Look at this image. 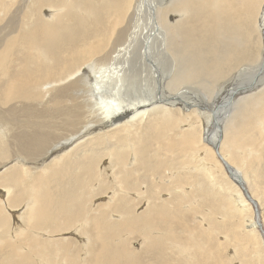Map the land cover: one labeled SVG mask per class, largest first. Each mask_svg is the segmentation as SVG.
Listing matches in <instances>:
<instances>
[{
	"label": "bare ground",
	"instance_id": "obj_1",
	"mask_svg": "<svg viewBox=\"0 0 264 264\" xmlns=\"http://www.w3.org/2000/svg\"><path fill=\"white\" fill-rule=\"evenodd\" d=\"M0 197V264H264V0H0Z\"/></svg>",
	"mask_w": 264,
	"mask_h": 264
},
{
	"label": "water",
	"instance_id": "obj_2",
	"mask_svg": "<svg viewBox=\"0 0 264 264\" xmlns=\"http://www.w3.org/2000/svg\"><path fill=\"white\" fill-rule=\"evenodd\" d=\"M210 143V142H209ZM210 145L213 147V150L216 153L217 158L222 162L225 172L227 173V175L230 177V179L234 180L239 187L242 189L245 197L248 199V201L251 202L253 208H254V212L255 214H257V206H256V202L255 200H253L251 198V196L249 195L248 191L246 190V187L244 186L243 181L240 179V177L236 174V171L233 170L229 164L221 157V155L218 153V144H213L210 143Z\"/></svg>",
	"mask_w": 264,
	"mask_h": 264
},
{
	"label": "rangeland",
	"instance_id": "obj_3",
	"mask_svg": "<svg viewBox=\"0 0 264 264\" xmlns=\"http://www.w3.org/2000/svg\"><path fill=\"white\" fill-rule=\"evenodd\" d=\"M241 76H237L236 78H235V75H232V77L231 78H233V79H235V80H238V81H240L241 82V78H240ZM233 84H236L235 82L233 83ZM239 84V83H238ZM254 84V81H252V83L250 84V85H248V86H244V88H250L252 85ZM107 88H109V89H111L112 87L111 86H108ZM240 88H242L243 89V86H240ZM205 93V94H204ZM203 94H204V96L206 95V92L204 91L203 92ZM228 96V93H222V94H219L218 96H217V98L215 99V104L217 103L216 101H218V100H223L222 98H225V97H227ZM225 96V97H224ZM220 98V99H219ZM102 163H106V160H104V161H101V164ZM103 195L102 194H100V196H95L96 197V199L98 198L99 200H100V198L99 197H101V200L102 201H104L105 200V198L106 197H102ZM164 195H162V197H163ZM0 198H3V197H0ZM102 198H104V199H102ZM107 200V199H106ZM97 201V200H96ZM144 208H145V205H140V206H138L137 208H136V211H138V212H140V210L142 211V210H144ZM132 242V243H131ZM138 239H136V240H131L130 241V247H133L134 249L136 248V247H138ZM133 245V246H132ZM230 251H232L230 248L229 249H227V253L228 254H230V255H232L233 253H230ZM235 261V262H234ZM231 264H238V261L237 260H233L232 262H231Z\"/></svg>",
	"mask_w": 264,
	"mask_h": 264
}]
</instances>
